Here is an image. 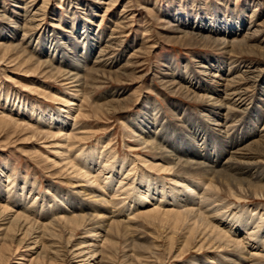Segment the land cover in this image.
I'll use <instances>...</instances> for the list:
<instances>
[{
    "label": "rangeland",
    "instance_id": "374dc122",
    "mask_svg": "<svg viewBox=\"0 0 264 264\" xmlns=\"http://www.w3.org/2000/svg\"><path fill=\"white\" fill-rule=\"evenodd\" d=\"M37 10L40 13L34 15ZM201 16L213 22L210 26L238 27L242 34L230 39L247 40L246 50L242 48L241 51L237 46L233 49L239 50L226 53L215 42L175 38L172 25ZM34 17L39 19L35 24L27 22ZM259 23L264 24V0H0V42L7 46L19 44L17 46L33 58L27 65L19 66L14 62L18 56L15 48L9 52L13 58L0 61V190L10 195L19 194L22 198L25 195L34 201V206L38 204L39 212L44 207L45 211L51 208L61 211L56 205L62 204L68 210L63 212L66 217L93 214L98 222L119 226L120 234H109L116 245L104 248L106 259L104 257L103 264H180L184 261L188 264H236L229 260L226 251L218 252L208 244L199 249L198 240H191L185 246L188 234L184 230L176 232L169 224L137 216L136 207L130 204V195L115 196L109 193L110 189L99 188L69 174L63 164L53 162L56 154L47 147L53 138L33 136L34 132L27 125L16 126L1 115L3 110H10L9 115L22 123L41 128L45 123L28 110L61 106L59 96L71 92L65 88L66 82L61 77L48 72L51 67H40L36 74L26 72L29 68L34 69L33 64L36 65L38 60L44 62L47 59L38 54L40 48L57 46L67 56L82 59L85 67L83 106L75 125L79 128L76 129L79 137L73 139L74 150L77 146L96 147L101 151L108 149L116 154V160L139 154L151 155L143 145L135 146V149L129 146L137 137L132 132L131 120L144 116L147 111L155 116L163 112L164 118L160 122L173 137L187 135L188 128L191 132L196 130L205 134L206 141L200 149L206 152L212 146L213 155L227 145L222 138L229 134V124H235L244 132L237 141L259 139L264 111L260 108L263 103L258 95V84L264 79V55L257 47L264 48V26L261 33L256 32L252 37L245 35L247 26L251 25L253 31ZM91 43L108 44L106 60L98 66L93 64L96 52L91 59L86 58L87 54L81 57ZM2 52L0 50V54ZM220 58L243 70H253L250 80L235 86V90L246 91L243 102L247 107L246 110L241 108L244 111L234 112L230 108L231 112H228L224 107L216 110L207 105V98L193 94L208 92L197 89L201 83L209 85L200 65L214 63ZM168 72L173 73L172 77L180 85L194 92L170 88ZM112 90H119L121 94L107 96ZM3 92L10 94L9 100L1 95ZM111 99H123L121 107L113 103L116 110L107 111L106 104ZM226 114L228 122L225 121ZM181 120H187L186 126L180 125ZM219 121L226 122L225 126L216 124ZM61 139L58 137L54 141ZM159 173L168 177L164 172ZM226 200L241 206L264 204V195H246L240 200L232 196ZM71 201L81 208L76 206L70 210L67 202ZM21 213L33 221L42 219L36 213ZM82 236L85 234L79 230L76 237Z\"/></svg>",
    "mask_w": 264,
    "mask_h": 264
},
{
    "label": "bare ground",
    "instance_id": "6f19581e",
    "mask_svg": "<svg viewBox=\"0 0 264 264\" xmlns=\"http://www.w3.org/2000/svg\"><path fill=\"white\" fill-rule=\"evenodd\" d=\"M39 13L40 11L37 10L34 15ZM36 17L27 22L31 25L35 24V21L39 20ZM210 22L212 21L208 17H194L191 21L188 19L172 25L171 30L177 35L175 37L177 39L194 38L201 43L215 42L219 49L226 53L237 46L241 51L242 48L246 50L247 40L238 38L232 40L233 37L242 34L238 27H221L220 24L214 27L215 25H209ZM250 26L245 28V35L251 36L256 32H263V23H259L253 31ZM17 45L19 44L7 46L0 42V50L3 51L0 54V61L10 60L13 55L9 52L17 48L18 56L14 62L19 66L31 62L32 56L26 54ZM106 47L108 44L91 43L81 57L87 54L86 58L91 59L92 54L96 52L93 64L98 66L103 62ZM50 48H40L38 54L47 56V59L44 62L38 60L36 65L33 64L34 69L29 68L26 72L36 74L40 67H51L47 71L61 77L62 81L66 82L65 88L71 93L59 96L61 106L57 108L38 109V111L34 108L28 110L24 105L26 110L36 113L37 118H41L45 123L41 128H33L22 123L18 118L9 115L10 110H3L1 115L3 119L16 126L27 125L34 132L33 136L41 135L54 140L58 137L62 138V141L52 140L53 142L47 144V147L56 154L54 163L63 164L65 170L76 178L99 188L110 189L109 193L115 196L130 195V204L136 207L137 216L151 222L169 224L176 232L184 230V233L188 234L185 246L195 239L200 242L199 249L208 244L209 247H215L218 252L226 251L229 260L237 262L236 264H264V204L261 202L241 206L226 200L232 196L240 200L246 195H264V158L260 159V156L264 157V126L258 133V136L260 135L258 140L253 137L249 141L244 142L242 139L239 142L237 138L244 132L239 131L235 124H229L227 126L229 134L222 138L227 145L225 144L221 151L213 155L212 146H209L206 152L200 149L206 141L205 134L196 130L191 132L188 128L187 135L173 137L164 130L160 122L164 118V113L155 116L154 113L147 111L144 116H137L133 121L131 120V126L134 127L132 132L137 137L135 143L129 146L137 148L143 145L151 151V155L139 154L129 159L128 156L124 160H116V154H112L108 149L101 151L96 147L77 146V150H74L76 147L73 148V139L79 137L76 130L79 128H75V125L77 115L82 111L83 106L85 67L82 59L75 60L73 56H67V53L60 51L57 46ZM257 48L259 53L264 55V48L259 46ZM49 59L63 68L55 66L54 62L49 63ZM200 67L204 68L209 85L201 83L197 89L206 90L207 93L195 94L187 86L180 85L177 79L172 77V72L166 73L168 86L175 90L194 92L196 96H204L207 98V105L216 110L222 107L227 108L228 112H231L230 108L234 112L242 111L241 108L246 110L247 106L243 102L246 91L235 90V86L242 82L246 83L247 79L250 80L252 69L243 70L241 66L233 62L228 64L221 58L214 63L201 64ZM258 86V95L263 103L260 108L264 111V79ZM107 94L114 97L112 94L121 93L119 90H112ZM1 95L9 100V93L3 92ZM122 101L123 99H111L106 104L107 111H115L117 106L113 103L121 107ZM214 113L218 114L217 111ZM227 114L225 121L228 119ZM180 122V125L186 126L187 120ZM225 123L219 121L216 124L225 126ZM157 172H164L168 177ZM33 202L25 195L22 198L19 194L10 195L9 192L0 190V264H103L105 262L104 248L108 246L112 248L116 245V242L111 241L109 234L113 232L120 234L119 226L98 222L93 214L66 217L63 212L68 210L62 204H55L61 208V211L58 208L45 211L44 207L45 212L42 210L39 212L37 203L34 206ZM69 202L67 203L70 210L76 206L81 208L72 201ZM21 212L36 213L41 215L42 219L33 221ZM79 230L85 234L84 237H76ZM180 264L188 263L184 261Z\"/></svg>",
    "mask_w": 264,
    "mask_h": 264
}]
</instances>
